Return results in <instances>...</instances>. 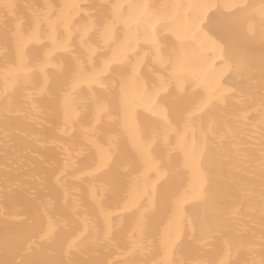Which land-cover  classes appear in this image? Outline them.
I'll return each mask as SVG.
<instances>
[{"label":"bare ground","instance_id":"obj_1","mask_svg":"<svg viewBox=\"0 0 264 264\" xmlns=\"http://www.w3.org/2000/svg\"><path fill=\"white\" fill-rule=\"evenodd\" d=\"M15 5L8 15L0 7V264H151L155 252L130 254L127 245L115 246L104 241L103 232L93 225L102 224V217L88 193L89 183L99 184L111 179L124 187L130 176L113 167L105 177L93 180L81 176L82 170L93 164L95 152L89 148L77 155L78 146L85 143L82 128L89 127L88 119L65 126L60 109L61 89L67 75L49 67V90L52 97H37V109L26 100L25 89L5 74L16 60V44L12 33L17 25L27 34L37 16L47 15L56 21L63 12L75 27L95 25L115 20L117 35L123 37L131 30L143 33V27L128 21L130 9L122 8L124 15L113 16L112 6L147 4L149 16L153 14L166 26L156 25L161 55L167 57L176 43L173 31L179 30L184 9L174 5L210 3L221 5L212 8L205 17L204 31L219 51L208 50L202 57L193 59V70L199 72L206 86L197 87L192 73H185V91L170 90L165 103L166 113L173 127L180 126L184 111L201 98L212 94L210 107L198 121L197 140L203 145L195 170L185 166L184 154L171 152L162 139L153 146V156L169 172L161 186L158 206L150 220L148 239L158 242L159 230L166 223L167 212L160 206L167 188L189 192L184 204L186 231L173 259L178 264H195L207 261L219 264H261L264 261V39L259 15L261 0H5ZM248 5L245 13L233 16L223 5ZM65 6H75L65 7ZM250 25L252 28L250 30ZM43 29L48 28L45 21ZM61 25L58 34L63 35ZM73 45L74 54L85 60L87 54ZM51 45L49 44V48ZM191 50V44L186 45ZM140 54L144 56L142 77L151 85L154 74H166L153 63L151 46L141 41ZM34 89L43 83L37 67L43 61L46 49L29 44L26 49ZM147 53L145 56L144 54ZM110 54V53H109ZM52 61L70 68L71 55L57 49ZM7 90V91H6ZM33 90L32 88L28 89ZM102 93L103 90H98ZM5 95L7 100H5ZM215 97H219L216 99ZM77 103L81 109L92 112L90 93L83 86ZM55 110V111H53ZM140 129L149 137L155 129L162 135L163 122L137 109ZM212 125L209 131V125ZM203 129L205 136L200 135ZM63 130V131H62ZM109 134L120 138V152L131 161L132 176L143 171V161L131 146L128 132L119 123L109 124L106 119L96 127V135L105 142ZM191 139V137H190ZM67 174L59 184L57 176L64 170L68 153ZM154 175V174H153ZM203 177V194L198 188ZM62 185V186H61ZM81 206L73 211V201ZM92 224L85 230L83 217ZM49 220L54 226L53 236L41 239ZM87 239L80 236L85 232Z\"/></svg>","mask_w":264,"mask_h":264},{"label":"snow or ice","instance_id":"obj_2","mask_svg":"<svg viewBox=\"0 0 264 264\" xmlns=\"http://www.w3.org/2000/svg\"><path fill=\"white\" fill-rule=\"evenodd\" d=\"M0 7L11 15L15 5L0 0ZM65 7L74 8L75 6ZM152 7L147 4L112 6L113 16L117 19L124 15L122 8L131 10L128 21H125L129 23V28L131 24L143 27V33L129 30L122 38L117 35L115 20L106 21L99 27L83 25L74 28L63 12L56 21L51 20L47 15L37 16L32 27L27 30V34L18 24L16 31L12 33L16 44L17 62L9 67L5 80L7 82L9 75L14 80L19 77L18 82L25 89L26 100L35 110L38 107L35 102L37 97L53 95L49 90L50 78L46 69L54 67L62 75L70 73L60 92V109L64 124L67 127L88 119L89 127L82 128L85 133V143L78 146L77 155L85 154L89 148L95 152L93 164L86 166L81 176L75 178L79 180L83 176L96 180L105 177L113 167L118 168L122 174L130 176L129 182L122 188L111 179H103L99 184L89 183L88 193L98 210V216L102 217V224L93 226L103 232L105 242L115 246L127 245L130 248V254L137 251L155 252V258L151 264H178L173 256L186 231L184 204L190 193L177 192L171 186L167 188L166 195L160 200V206L167 212L166 223L159 230L158 242L150 241L148 239L150 220L158 206L161 186L165 185L169 175L168 169L162 163H158L153 156L152 149L158 140L162 139L165 145H170V138L175 137L169 157L172 152L178 150L184 154L185 166L194 170L196 168L198 158L203 151V145L196 138L198 131L196 125L210 107L214 97L209 94L190 105L181 118L182 127L172 126L166 113L165 103L171 89L174 88L180 93L185 91L187 82L185 73L193 74L197 87L208 86L200 73L194 72L193 59L202 57L208 50L219 51V45L208 36L203 25L208 11L219 8L221 5L194 3L172 6L184 9V19L180 29L173 31L176 43L167 57L161 55V45L157 38L159 29L156 27L158 24L161 27L166 25L154 14L149 16L148 10ZM223 7L233 16H237L245 13L250 6L225 4ZM259 15L262 25L261 36L264 39V0H261ZM45 21L48 22L46 30L41 27ZM61 25L64 28L63 35L58 34ZM251 28L252 25L250 30ZM75 38H78L79 46L87 54V63L92 65L90 70L85 60L74 54ZM141 41L151 46L153 63L158 64L166 73L154 74L155 82L151 85L141 75L144 62V56H141L139 49ZM29 44L46 49L43 61L37 62L39 72L43 76V83L38 90L34 89L31 76L33 68L29 67L26 51ZM188 44L193 46L191 50L186 47ZM57 49L71 55L74 72H71L70 68L63 63L60 65L53 63V52ZM144 55L146 56L147 53ZM85 85L90 93L91 114L86 107L81 109L77 103L78 96ZM30 88L33 90L29 91ZM98 90L103 91L101 93ZM4 98L7 100L6 95ZM215 98L219 99V97ZM137 109L148 116L160 118L164 125L162 135L155 129L149 137L142 134ZM102 119H106L109 124L119 123L120 127L128 132L132 148L143 161V171L138 175H131L133 164L121 154L118 135L109 134L105 142L99 140L96 127ZM211 128L210 124L209 131ZM199 131L202 137L206 135L203 129ZM70 157L69 152L64 170L57 176L58 184L61 177L67 174V160ZM203 184L204 179L201 177L198 188L194 189L201 195ZM80 206L81 201L75 199L72 205L73 211H78ZM82 223L87 230L92 224V219L85 216L82 218ZM53 233L54 226L49 220L41 239H49ZM81 237L88 238L86 231L81 232L77 239ZM195 264H209V262L196 261ZM219 264H227V262L221 260ZM261 264H264V261H261Z\"/></svg>","mask_w":264,"mask_h":264}]
</instances>
